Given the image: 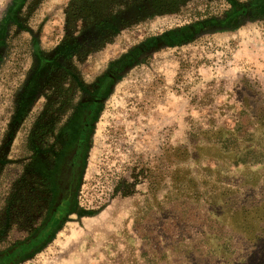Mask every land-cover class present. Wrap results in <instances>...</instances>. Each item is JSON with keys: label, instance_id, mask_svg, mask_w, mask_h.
I'll list each match as a JSON object with an SVG mask.
<instances>
[{"label": "rangeland", "instance_id": "374dc122", "mask_svg": "<svg viewBox=\"0 0 264 264\" xmlns=\"http://www.w3.org/2000/svg\"><path fill=\"white\" fill-rule=\"evenodd\" d=\"M51 120L69 211L9 249L59 199L7 197ZM0 158V264L264 262V0H0Z\"/></svg>", "mask_w": 264, "mask_h": 264}, {"label": "trees", "instance_id": "16d2710c", "mask_svg": "<svg viewBox=\"0 0 264 264\" xmlns=\"http://www.w3.org/2000/svg\"><path fill=\"white\" fill-rule=\"evenodd\" d=\"M104 23L105 22L103 21V18L97 17L94 20L93 25L104 26ZM53 125L54 121L51 120L48 126V128H50L46 130V124L38 123L32 130L29 142V149L33 153L32 156H34L32 158L33 164L29 166L32 167V170L27 171L26 173H22L21 177L16 180V183H14L12 187L9 188L10 190L7 194V197L12 196L16 192L13 200L14 202H17L18 199L19 204L18 206H9V211L11 209V211L15 212L20 208L22 213L27 212L31 208V203L39 201L40 196L45 195V186H47V182L51 178H57L58 185L56 190L58 192V202L56 203V205H53V193L52 195L48 194L47 199L49 200V204L47 207V211H49V214L47 216L40 217V219L36 220L35 222H32L34 220H31L30 224L34 223V228L29 232H25L23 236H21L14 242V245L9 247V249L17 247L18 245L30 247L37 245L49 235L52 229L64 218L65 214L69 211L68 205L74 194V189L76 188L75 183L78 181L80 166L79 161H77L78 156H76L75 153L72 158L65 164L64 168L62 167V170L60 169L61 162L64 158L63 154L65 155V152L63 151L65 149V146L62 145V147L58 150L53 148V146L58 141L63 142L65 140V127L55 128ZM52 130H54L53 138H55V140H52L48 136V133H50ZM83 139L84 134H80L79 140L82 141ZM63 147L64 149H62ZM1 162L2 159L0 158V166H2ZM28 184H30V186ZM32 193L35 196L34 198L30 197ZM41 200H45L44 196L41 197ZM28 201L31 202L28 203ZM65 202L67 204H64ZM63 206L65 207L64 209ZM5 219L6 218L0 221V230L4 229L3 225L5 223ZM13 219L7 217L6 222L8 221L10 223L11 221H13ZM252 230V228L247 230V244L251 245L253 244L252 242L256 239V236H253L255 235V233L252 232ZM2 236L3 235L0 234V239L2 238ZM260 264H264V262L261 261Z\"/></svg>", "mask_w": 264, "mask_h": 264}]
</instances>
